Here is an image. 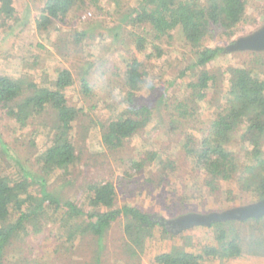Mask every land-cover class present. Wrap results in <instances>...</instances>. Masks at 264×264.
<instances>
[{
    "label": "trees",
    "instance_id": "trees-1",
    "mask_svg": "<svg viewBox=\"0 0 264 264\" xmlns=\"http://www.w3.org/2000/svg\"><path fill=\"white\" fill-rule=\"evenodd\" d=\"M113 1L119 14H123V21L137 30L129 33L138 53H145L151 42L171 37L179 29L196 53V60L182 70L180 76L184 77L189 69L199 71L193 72L195 77L186 83L183 97L170 96L167 92L156 102H150L142 97L138 87L146 75L145 63L134 53L121 78L124 98L120 104L123 106L118 115L102 125L104 145L112 152L121 148L153 121L156 111L164 110L170 116L171 132L181 130L189 119L197 116L200 103L214 96L209 90L215 88V93L226 98V102L201 130L200 137L192 131L185 133L184 156L198 174L204 175L203 186L212 193H220L222 181L235 179L258 199L264 198V52H248L251 61L229 67L225 73L229 75L226 88H223L225 74L206 68L225 49L221 44L207 46L206 40L218 27L231 39L230 43L233 42L235 28L247 19L248 0H137L135 4L126 0ZM99 2L46 0L37 19L38 27L46 29L54 21H63L76 5L98 6ZM0 14L1 23L13 18L14 0H1ZM259 16L264 18V9ZM254 22L258 24L259 19ZM85 34L79 33L77 40ZM153 47L157 57L164 54L160 45L153 44ZM151 57L153 54H149ZM88 74H80L78 81L70 69H60L57 78L46 84L38 83L28 74L0 75V112L16 122L20 129L31 126L45 111L55 114L49 133L51 142L38 154L32 168L25 167L19 157L21 170L16 177L4 173L0 162V264H36L31 260L34 254L27 252V244L32 235L45 232L49 223L57 228L49 230L53 251L57 255L65 253L70 264H105L107 236L117 222L123 223L122 251L131 260L145 253L156 231L162 240L181 238L185 243L174 244L157 253L154 264H203L207 259L224 261L241 257L245 252L252 253L253 250L247 248L255 247L254 253L264 249V233L246 240L237 226L240 221L230 220L214 222L210 227L197 226L211 229L214 237L213 241L204 242L199 249L193 250L195 244L187 232L195 227L175 234L166 223L167 217L152 215L137 204H120L112 180L90 183L83 200L72 199L57 188L49 187L51 176L66 180L80 159L74 130L85 109L69 104L67 90L78 84L84 94H91ZM236 138L244 147V157L231 148ZM30 143L36 145L34 138ZM2 146L10 149L4 142ZM158 154L151 150L144 158H132L125 172L132 177L130 170L142 174L147 167H158L157 171L150 170V177L141 183L150 192L170 184V172L175 171L174 162L157 160ZM59 170H64L65 176H59ZM194 187L197 190V186ZM186 197L184 194L179 203L174 204L177 208L174 216L191 211ZM251 219L256 224L264 223V216L245 221ZM260 227L264 228L258 226V231ZM82 254L84 257L74 260L75 255ZM56 260L61 263L59 258Z\"/></svg>",
    "mask_w": 264,
    "mask_h": 264
},
{
    "label": "rangeland",
    "instance_id": "rangeland-1",
    "mask_svg": "<svg viewBox=\"0 0 264 264\" xmlns=\"http://www.w3.org/2000/svg\"><path fill=\"white\" fill-rule=\"evenodd\" d=\"M126 1L131 4L137 2ZM45 2L46 0H14L13 18L0 24V75L18 77L28 74L38 83L46 84L57 78L60 69H70L79 81V75L85 72L89 73L90 77L97 63L106 64L110 68L109 90L92 91L86 95L78 84L67 90L69 104L85 109L74 130L80 159L66 180L51 176L48 181L49 187L57 188L72 199L83 200L90 183L112 180L117 187L120 204H137L144 211L167 219L175 217L177 208L174 204L179 203V198L184 194H187L188 209L202 213L220 211L258 200L255 193L243 189L235 179L222 181L220 193H212L203 186L204 175L198 174L199 172L193 169L191 162L184 156L182 144L185 133L192 131L194 135L200 137L201 130L214 118L216 110L226 102V98L215 93V88L209 90L214 96L200 103L197 116L191 121L189 119L181 130L172 132L169 130L170 116L162 110L156 111L153 121L144 130L128 139L114 152L102 141V125L118 115L121 109L120 102L111 99V89L119 88L122 91L121 78L126 71L128 59L134 53L145 63V77L151 76L156 82V87L150 94H142L145 100L156 102L167 92L174 97L184 96L186 83L195 77L193 72L195 74L199 69L196 71L189 69L184 77L180 76L181 71L196 60L195 49L186 42L181 30L176 29L171 37L166 36L151 42L145 53H138L129 33L137 30L123 21V14H119L113 0H100L98 6L76 5L63 21H54L48 28L41 29L38 27L37 19ZM263 9L264 0H248L247 19L235 28L233 39L261 26L264 18H260L259 12ZM256 19H259L258 24L254 22ZM83 32L86 34L78 41L77 35ZM114 34H118L117 37ZM230 40L222 29L215 27L213 35L206 40L205 45L226 46ZM153 44L163 48L164 54L161 57L156 56ZM149 54H153V57L149 58ZM251 59L252 56L248 52H223L206 68L212 72L225 74L229 67L244 65ZM228 76L224 75L223 88L228 85ZM54 121V112L48 110L38 116L31 126L20 129L16 122L0 112V162L4 173L16 177L20 175L18 172L21 165L17 161L19 157L25 167L32 168L36 164L38 154L51 142L49 133ZM33 138L35 146H31L30 143ZM3 142L7 144L9 150L3 148ZM231 148L244 157V147L238 138ZM151 150L159 152L157 160L170 159L175 165V171L170 172V184L165 188H156L153 192L145 190L141 183L150 177L152 170L157 171L158 167L154 165L147 167L142 174L130 170L132 177L125 173L129 170L132 158H144ZM63 171L59 170V176H65ZM194 186H197V190ZM254 221L251 219L237 223L242 237L246 240L264 233V228L260 227L261 231L257 230V227L264 226V223L256 224ZM122 225V222H117L109 231L105 264H154L153 259L157 253L169 249L174 244L185 243L181 238L162 240L160 233L156 231L155 237L148 241L145 253H142L141 259H135L136 262L122 251ZM52 229L57 230L49 223L45 232L32 235L33 238L27 244L29 245L27 252L30 255L34 254L31 260L36 264L39 262L70 264L65 253L57 255L53 251L54 245L51 237L49 238V230ZM187 234L195 244L193 250L199 249L204 242L213 241L214 237L213 231L206 227H195ZM85 243L87 241H84ZM247 249L253 250L252 253L245 252L241 257L224 261L207 259L203 264H264V249L257 253H254L255 247ZM15 253L17 252L11 254ZM44 254L47 257L43 256ZM84 254L75 255L74 260L84 257ZM56 258H59L61 263H58Z\"/></svg>",
    "mask_w": 264,
    "mask_h": 264
},
{
    "label": "water",
    "instance_id": "water-1",
    "mask_svg": "<svg viewBox=\"0 0 264 264\" xmlns=\"http://www.w3.org/2000/svg\"><path fill=\"white\" fill-rule=\"evenodd\" d=\"M224 52H264V22L254 31L241 35L225 46ZM264 216V198L254 202L207 213L190 211L166 220L175 234L197 227H210L214 222L245 221ZM162 218V216H159Z\"/></svg>",
    "mask_w": 264,
    "mask_h": 264
},
{
    "label": "clouds",
    "instance_id": "clouds-1",
    "mask_svg": "<svg viewBox=\"0 0 264 264\" xmlns=\"http://www.w3.org/2000/svg\"><path fill=\"white\" fill-rule=\"evenodd\" d=\"M110 68L106 64L97 63L94 71L90 73L88 80L89 87L95 92H104L108 89V76ZM142 94L147 95L156 87V82L153 77L146 76L138 84ZM124 93L119 88L111 89V99L115 102L123 101ZM123 106V104H121Z\"/></svg>",
    "mask_w": 264,
    "mask_h": 264
},
{
    "label": "built area",
    "instance_id": "built-area-1",
    "mask_svg": "<svg viewBox=\"0 0 264 264\" xmlns=\"http://www.w3.org/2000/svg\"><path fill=\"white\" fill-rule=\"evenodd\" d=\"M0 8H1V0H0ZM1 15V14H0ZM0 24H1V18H0Z\"/></svg>",
    "mask_w": 264,
    "mask_h": 264
}]
</instances>
